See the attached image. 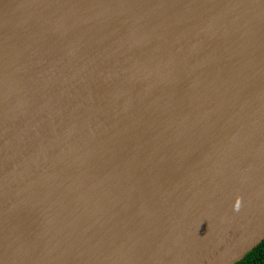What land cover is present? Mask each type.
I'll use <instances>...</instances> for the list:
<instances>
[{"label": "water", "instance_id": "obj_1", "mask_svg": "<svg viewBox=\"0 0 264 264\" xmlns=\"http://www.w3.org/2000/svg\"><path fill=\"white\" fill-rule=\"evenodd\" d=\"M93 2L111 41L83 62ZM127 16L152 24L133 43ZM56 32L23 82V35ZM4 50L0 264H235L264 239V0H0Z\"/></svg>", "mask_w": 264, "mask_h": 264}, {"label": "bare ground", "instance_id": "obj_2", "mask_svg": "<svg viewBox=\"0 0 264 264\" xmlns=\"http://www.w3.org/2000/svg\"><path fill=\"white\" fill-rule=\"evenodd\" d=\"M107 2H93L92 10L89 16L84 18H75V22L72 26H70L67 30V32L73 33L72 37L69 38V40H76L78 39V42L75 46L76 49V56L71 58H80L83 60V58H88V54L92 50L93 52H96L92 54L93 61L97 58H102L101 53V44H103L106 41H111V39L106 37V29L105 23H110V20L103 15L109 14L110 12H103V9L105 7ZM129 18L126 17V22L123 21L119 24V26H122L124 28L126 26V41L127 42H135L140 37H142L146 32L148 28L152 27V24L150 22H147L143 24L140 27H135V21L130 20L128 24ZM198 25H196L197 27ZM65 32V31H63ZM63 32H56L51 34H25L23 35V45L25 46L28 53H23V49L18 50V58L17 60L26 59L25 62L27 64H30L29 67L23 66V82H26L24 80L25 74H31L33 72H36L37 70L44 71L46 67L50 64V62H53L54 59L50 58V54L44 52L43 45H39L40 42H47L51 43L55 40L63 41L64 33ZM191 30H184L180 37L183 39H187L190 34ZM135 33H139L135 36ZM182 39H180V43L184 45V42ZM68 40V41H69ZM118 41L122 42L124 41L123 35L118 36ZM145 42V41H144ZM191 47V46H190ZM188 45V48H190ZM15 53V51H14ZM14 55V54H13ZM0 58H11V53L7 50H4L0 53ZM68 59V58H67ZM66 62V58L64 63ZM84 62V60H83ZM85 63L82 67H85ZM83 69V68H82ZM85 70V69H84ZM108 71V68H104L102 75L105 76ZM79 73V70H78ZM45 79L50 80V76H46ZM44 79V80H45ZM49 83V82H48ZM65 85V84H60ZM37 92V91H36ZM48 91L45 89L42 90V98ZM38 93V92H37ZM37 96V94H35ZM80 98V97H79ZM8 214L5 213L4 210L0 209V228L3 225L8 224ZM7 249V236L5 232H0V252H5Z\"/></svg>", "mask_w": 264, "mask_h": 264}, {"label": "trees", "instance_id": "obj_3", "mask_svg": "<svg viewBox=\"0 0 264 264\" xmlns=\"http://www.w3.org/2000/svg\"><path fill=\"white\" fill-rule=\"evenodd\" d=\"M235 264H264V239Z\"/></svg>", "mask_w": 264, "mask_h": 264}]
</instances>
